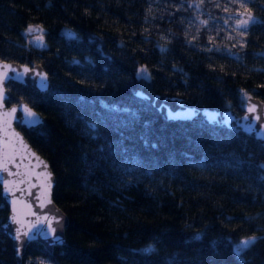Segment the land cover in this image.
<instances>
[{
  "label": "trees",
  "instance_id": "16d2710c",
  "mask_svg": "<svg viewBox=\"0 0 264 264\" xmlns=\"http://www.w3.org/2000/svg\"><path fill=\"white\" fill-rule=\"evenodd\" d=\"M35 23L41 46L24 32ZM0 57L48 73L45 90L5 86L42 115L15 125L67 215L62 243L29 240L19 260L0 229V264H264V145L238 126L166 119L132 92L237 112L245 94L264 100V0H0ZM6 209L0 196V222ZM247 234L260 239L237 256Z\"/></svg>",
  "mask_w": 264,
  "mask_h": 264
},
{
  "label": "water",
  "instance_id": "95a60500",
  "mask_svg": "<svg viewBox=\"0 0 264 264\" xmlns=\"http://www.w3.org/2000/svg\"><path fill=\"white\" fill-rule=\"evenodd\" d=\"M241 14L251 15L246 12ZM30 27L31 31H28ZM39 31L38 23L24 30L25 34L31 35V41L36 46L43 45ZM42 77H46L45 86H41ZM9 79L39 90L48 88L50 82L48 73L39 62L27 63L0 57V196L7 208L0 229L11 238L15 257L19 260L29 240L40 242L47 250H51L53 244L61 243L57 242V238L63 242L67 215L51 197L54 175L47 159L15 125L19 123L27 128L33 127L29 121L35 119L41 122L42 115L5 86ZM132 92L135 95L142 93V96H137L148 100L166 119L200 118L204 122H215L226 127L238 126L264 145V139L257 135L264 134V100L256 94H245L242 110L237 112L227 104H206L179 94L139 86L134 87ZM7 97L13 101L5 103ZM250 106H255V112H249ZM26 109L33 114L31 117ZM245 116L250 117V120L245 121ZM248 123L255 126L254 132L246 130ZM252 236L256 237L257 234L240 236L238 242Z\"/></svg>",
  "mask_w": 264,
  "mask_h": 264
},
{
  "label": "snow or ice",
  "instance_id": "6c2138e0",
  "mask_svg": "<svg viewBox=\"0 0 264 264\" xmlns=\"http://www.w3.org/2000/svg\"><path fill=\"white\" fill-rule=\"evenodd\" d=\"M240 2H241V4L243 3V0H240ZM250 21H252V22H254V18L253 17H251V15H249L248 16V19H245V20H243L239 25H238V27H240V28H247V25L249 24V22ZM28 31H31V27L28 29ZM162 51H164V49L162 48L161 49ZM137 77L138 78H140V79H145V80H149V79H151V75H150V73L148 72V70L146 69V68H144V67H141L140 69H138V71H137ZM46 85V77H42L41 78V86H45ZM137 95H143L142 93H137ZM249 112H255V106H250L249 107ZM26 111L28 112V115L31 117L33 114L30 112V111H28L27 109H26ZM257 119L259 120V119H261L260 117H257ZM244 120L245 121H249L250 120V117H248V116H245L244 117ZM29 123L31 124V125H33V126H35V125H38L40 122L38 121V120H35V119H33V120H30L29 121ZM90 128H92V129H95V127H96V125L95 124H89L88 125ZM245 128H246V130L247 131H249V132H254L255 131V126L252 124V123H248L246 126H245ZM257 135L260 137V138H262V139H264V134H262V133H257ZM261 167H264V165H262ZM51 230V229H50ZM52 231H54V230H52ZM199 237H197V239H198ZM258 239H260L259 237H255V236H252V237H248V238H246V239H242V240H240L236 245H235V247H234V252H235V254L237 255V256H240V255H242V253L245 251V250H247V249H249L252 245H254L256 242H257V240ZM57 242H61L62 243V241H59L58 240V238H57ZM153 249H151V247H149V249H146L145 251L146 252H150V251H152Z\"/></svg>",
  "mask_w": 264,
  "mask_h": 264
},
{
  "label": "bare ground",
  "instance_id": "6f19581e",
  "mask_svg": "<svg viewBox=\"0 0 264 264\" xmlns=\"http://www.w3.org/2000/svg\"><path fill=\"white\" fill-rule=\"evenodd\" d=\"M68 32V31H67ZM69 34H74V32L72 31V30H69V32H68ZM39 90V89H38ZM52 197V196H51Z\"/></svg>",
  "mask_w": 264,
  "mask_h": 264
},
{
  "label": "rangeland",
  "instance_id": "374dc122",
  "mask_svg": "<svg viewBox=\"0 0 264 264\" xmlns=\"http://www.w3.org/2000/svg\"><path fill=\"white\" fill-rule=\"evenodd\" d=\"M26 37H27V39H28L29 41H31V36H30V35H26Z\"/></svg>",
  "mask_w": 264,
  "mask_h": 264
},
{
  "label": "flooded vegetation",
  "instance_id": "af4514ba",
  "mask_svg": "<svg viewBox=\"0 0 264 264\" xmlns=\"http://www.w3.org/2000/svg\"><path fill=\"white\" fill-rule=\"evenodd\" d=\"M40 33V32H39Z\"/></svg>",
  "mask_w": 264,
  "mask_h": 264
}]
</instances>
